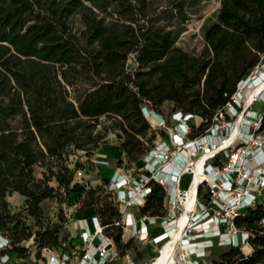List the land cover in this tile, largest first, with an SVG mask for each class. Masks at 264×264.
Returning a JSON list of instances; mask_svg holds the SVG:
<instances>
[{
  "label": "trees",
  "instance_id": "16d2710c",
  "mask_svg": "<svg viewBox=\"0 0 264 264\" xmlns=\"http://www.w3.org/2000/svg\"><path fill=\"white\" fill-rule=\"evenodd\" d=\"M149 3L0 0V233L10 238V254L27 255L22 241L30 237L36 256L40 247L66 248L59 221L65 218L44 223L41 204L58 189L85 193V204L94 206L119 253L127 252L131 239L121 241V227L114 224L118 205L98 198L108 178L96 185L74 180L82 163L70 154L88 158L112 132L124 152L117 164L140 166L155 138L144 105L159 112L168 100L174 111L202 117L195 129L201 132L238 81L264 59V0H219L197 54L175 45L172 20L184 16V0L159 9ZM74 15L82 24L78 30L70 24ZM37 165L44 167L41 176ZM12 192L23 195L22 210L33 218L34 231L11 208ZM163 195V186L152 182L140 213L162 215ZM262 216L264 198L234 218L249 232L247 252L228 245L196 264H264Z\"/></svg>",
  "mask_w": 264,
  "mask_h": 264
},
{
  "label": "built area",
  "instance_id": "2783aa9c",
  "mask_svg": "<svg viewBox=\"0 0 264 264\" xmlns=\"http://www.w3.org/2000/svg\"><path fill=\"white\" fill-rule=\"evenodd\" d=\"M130 55L133 56L132 53ZM255 73L257 75L248 81ZM261 79H264V59L238 81L236 90L225 105L216 109L212 122L201 132L195 133V129L201 125L202 117L175 110L172 113L173 118L184 120L183 124L178 123L182 136L173 133L172 142L177 145L176 149H172L165 141L154 147L151 145L141 157L140 166L144 168L143 171L135 175H131L123 164L115 166V170L105 182V188L113 194V200L118 205L120 217L114 224L121 227V241L128 240L126 233L128 237L135 236L140 241L152 238L153 242H157L170 237V232L176 228L184 210V204L176 198L178 187L183 183L182 178L190 173L196 156L207 154L202 163L205 177L196 184L194 204L188 211V219L181 227L182 233L184 229L187 230V235L181 233L179 243L186 249L187 255L194 258H203L207 250L213 251L215 244L240 247L241 244H247L251 247L247 242L248 230L237 227L234 218L245 207L253 206L264 198V136L256 132L264 128L261 127L264 120V89L249 99L245 106H240L243 92L251 89V86ZM258 99L261 109L257 111L249 106ZM142 112L145 118L155 114L154 109L147 104L142 107ZM222 113H225V116L227 113H238L240 118L233 124L231 131L230 125L227 124L216 132L218 123L215 118L217 114ZM235 125V137L226 146L220 147L223 140L233 133ZM186 151L188 153L184 155ZM198 151L201 152L198 154ZM81 176L82 170L76 168L73 179L81 182ZM152 182H157L164 188L162 215L139 211L147 200ZM204 183L209 189V198L200 200L197 198L198 189ZM262 223L264 224V216ZM155 225L159 227L160 232L151 236L150 230ZM104 226L94 210L85 216H79L77 233L84 253L76 264H137L129 257L128 251L119 253L112 235L104 231ZM29 240L32 241V237ZM24 245L27 246L26 243ZM61 245L66 248L61 250L40 247L37 256L33 245L36 260L42 262L41 264H68L66 240L62 241ZM9 246V236L0 233V250L5 251ZM23 257L5 251L0 253V264L18 261ZM196 263L194 261L193 264Z\"/></svg>",
  "mask_w": 264,
  "mask_h": 264
},
{
  "label": "rangeland",
  "instance_id": "374dc122",
  "mask_svg": "<svg viewBox=\"0 0 264 264\" xmlns=\"http://www.w3.org/2000/svg\"><path fill=\"white\" fill-rule=\"evenodd\" d=\"M149 7L157 8L164 6L167 2L171 0H149ZM184 10L185 14L180 19H173V28L175 30V45L182 47L190 54H197L204 44V39L202 37L203 28L204 26L211 22L214 19L215 12L217 11L218 7L220 6L219 0H184ZM163 21V19H160ZM70 24L74 27V29L78 30L82 24L79 21V15H74L70 19ZM257 73L251 75L248 78H254ZM260 84H262L260 82ZM257 83L256 85H260ZM256 85L251 86V89L248 88L247 91L243 92L242 103L241 106H245L251 96L254 93ZM254 88V89H253ZM241 91V90H240ZM249 107L255 110L261 109V102L258 99L254 101ZM239 108V109H240ZM154 115H149L147 119H149L151 123V129L153 134H155V138L152 141V146L154 147L157 144L162 143L165 141L167 144L171 146L172 149H176L177 145L173 144V133L182 134L180 133L178 123L183 124V118L175 120L172 116L173 105L170 101L165 100L163 101L159 112L155 111ZM217 114L215 118V122L218 123V129H223L227 124H229L230 131L232 126L237 120L240 118L238 113L236 115H230L229 113ZM101 120L108 123L110 120L105 119L104 117ZM229 120V121H228ZM237 125V123H236ZM235 125V126H236ZM260 129V128H259ZM223 132H225L223 130ZM264 136V128L256 131ZM105 140L99 144V147L93 150V153L87 158L82 152L76 151L75 153L70 154V158H78V160L82 163L81 170L82 176L80 178L82 183H88L91 185H96L102 183L101 177H109L112 172L115 170V166L117 165V159L119 157H124V152L119 148V142L117 136H114L112 132H107L105 135ZM201 151H198L199 154ZM207 154H204L203 157H206ZM192 157V156H191ZM200 156H196L199 158ZM202 157V156H201ZM193 158V157H192ZM200 159V158H199ZM198 159V160H199ZM102 161H105L102 162ZM198 162V161H197ZM207 162V161H206ZM209 162V160H208ZM126 170L131 174L135 175L143 171V167L137 165L134 161L129 163L127 160L125 164ZM192 168V167H191ZM190 168V169H191ZM44 169L43 166L37 165V175L41 176V171ZM190 174V173H189ZM186 174L183 176V180L180 185L181 187L185 188L189 186L191 183L192 177L191 175ZM49 184L55 185V182L52 180L49 181ZM187 190V189H186ZM209 189L207 185L204 183L201 186L200 194L197 195V198L200 200H204L209 198L208 195ZM13 193H15L13 195ZM19 194V195H18ZM13 195V196H12ZM56 196L45 198L41 202L43 211H44V223H52L53 221H58L61 217H64L65 220L63 221L62 218L59 220L61 224L60 231L67 236L66 244H67V251L68 254V264H76L82 254L84 253V249L82 247V243L79 240V234L77 233V219L81 214L83 216L91 213L94 210V206L87 207L85 204V193H77L72 190H57L55 193ZM11 196V197H9ZM98 198L102 200V202L106 203L108 201L113 202V194L109 192L106 188L98 193ZM23 195L17 192H12L11 194L7 195V200L10 203V206L16 212H20L22 219H24L28 229L34 231L36 227L33 225V218L25 215V211L22 210L23 208ZM64 202V203H62ZM168 209V206H167ZM177 210V209H176ZM180 212V210H178ZM175 214H177L175 212ZM178 215V214H177ZM59 218V219H58ZM151 236H154L160 232L159 227L155 225L151 228ZM183 235H187V230L184 229ZM126 238L131 239L130 249L128 250L129 257L135 261L137 264H151L156 257L159 256V253L163 247V244L166 238L162 239L161 241L153 242L152 238L146 241H140L135 236L128 237L127 233L125 235ZM23 244L26 243L28 247V253L25 255L21 260L12 261L5 264H39L40 261H37L34 255V246L31 240H25L22 242ZM241 249L244 252L249 250V246L246 244H241ZM226 245H216L213 248V251L210 250L206 251V255L203 258H194L192 255H187L186 249L179 245L176 246L173 256V261L171 264H193L194 261H198L201 259L202 261L207 260L215 251L224 248ZM192 262H189V260ZM42 261L43 259L40 258ZM44 262V261H43ZM42 263V262H41ZM40 263V264H41Z\"/></svg>",
  "mask_w": 264,
  "mask_h": 264
},
{
  "label": "bare ground",
  "instance_id": "6f19581e",
  "mask_svg": "<svg viewBox=\"0 0 264 264\" xmlns=\"http://www.w3.org/2000/svg\"><path fill=\"white\" fill-rule=\"evenodd\" d=\"M260 82L262 84H260ZM260 85L255 88L253 95L251 96V99L258 94L261 90L264 89V79H261L258 82ZM233 133L230 134L229 137L225 138L221 144L220 147H224L230 142L235 135L237 134V126H235V129L232 131ZM188 151L184 152V155H186ZM207 157V155H206ZM206 157L200 156L199 158H196L194 160V163L191 164L192 168L189 170L192 177L191 183L189 184L188 188H182L181 185L178 187V192L176 194V198L178 201L182 202L184 204V210L181 212V215L177 221V226L175 229H173V232H170V237L166 239V241L163 244V247L159 253V256L156 257V259L151 264H171L173 261L174 251L176 246L180 245V238H181V227L185 224L186 220L189 217L188 211L191 209V207L194 204L195 201V190H196V184L198 181L205 177L203 170V160ZM199 159V160H198ZM198 161V162H197ZM189 165V164H188ZM168 168V167H167ZM185 176V175H184ZM187 189V190H186ZM185 190V191H184Z\"/></svg>",
  "mask_w": 264,
  "mask_h": 264
},
{
  "label": "crops",
  "instance_id": "0c3cea01",
  "mask_svg": "<svg viewBox=\"0 0 264 264\" xmlns=\"http://www.w3.org/2000/svg\"><path fill=\"white\" fill-rule=\"evenodd\" d=\"M14 194H15V193H13V195H14ZM13 195H12V196H13ZM18 195H19V194H18ZM9 197H11V196H9ZM117 262H118V261H117Z\"/></svg>",
  "mask_w": 264,
  "mask_h": 264
}]
</instances>
